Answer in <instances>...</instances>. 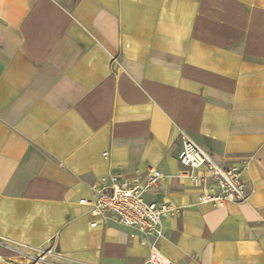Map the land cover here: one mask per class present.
Segmentation results:
<instances>
[{
  "label": "crops",
  "instance_id": "crops-1",
  "mask_svg": "<svg viewBox=\"0 0 264 264\" xmlns=\"http://www.w3.org/2000/svg\"><path fill=\"white\" fill-rule=\"evenodd\" d=\"M184 140L246 199L199 202ZM153 170L169 264H264V0H0V264H146L79 200Z\"/></svg>",
  "mask_w": 264,
  "mask_h": 264
},
{
  "label": "built area",
  "instance_id": "built-area-1",
  "mask_svg": "<svg viewBox=\"0 0 264 264\" xmlns=\"http://www.w3.org/2000/svg\"><path fill=\"white\" fill-rule=\"evenodd\" d=\"M177 158L189 169L187 177L194 186L200 187L206 177L196 171L207 173L209 182L199 194V202L221 207L246 199V186L238 167L217 164L191 140L182 142ZM162 177L159 170H153L144 180L112 177L110 183L95 190L93 196L79 200L80 204L88 206L92 216L106 218L109 215L116 223L135 230L132 235L138 234L140 243L148 246L146 264H169L158 242L164 235L162 220L175 208L168 203L146 202L143 197ZM90 225L95 226L96 221H91Z\"/></svg>",
  "mask_w": 264,
  "mask_h": 264
}]
</instances>
